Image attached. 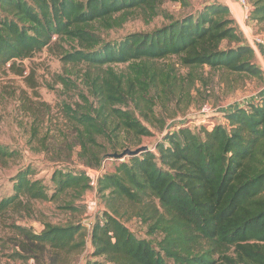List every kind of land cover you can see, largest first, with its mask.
Returning <instances> with one entry per match:
<instances>
[{
	"label": "trees",
	"instance_id": "obj_1",
	"mask_svg": "<svg viewBox=\"0 0 264 264\" xmlns=\"http://www.w3.org/2000/svg\"><path fill=\"white\" fill-rule=\"evenodd\" d=\"M165 1L177 0H0V74L22 75L18 62L44 49L59 57L68 68L56 81L78 97L62 110L86 165H99L100 139L115 150L151 136L145 123L163 130L165 119L154 108L189 104L196 82H205V68L263 76L229 8L219 3L177 19L165 16V24L117 41L103 37L137 13L151 21ZM250 3L249 21L264 23V0ZM170 58L176 61L163 63ZM224 118L198 131L181 124L153 151L129 156L98 178L104 209L89 232L81 217L45 221L40 232L13 224L16 251L9 257L72 264L89 238L92 259L84 264H264V92ZM0 155L12 156L2 147ZM31 174L29 168L15 174L12 194L0 199V214L56 200L68 190L81 211L74 201L64 208L85 214L90 185L83 172L55 170L51 194ZM131 220L145 226L148 238L135 234Z\"/></svg>",
	"mask_w": 264,
	"mask_h": 264
},
{
	"label": "rangeland",
	"instance_id": "obj_2",
	"mask_svg": "<svg viewBox=\"0 0 264 264\" xmlns=\"http://www.w3.org/2000/svg\"><path fill=\"white\" fill-rule=\"evenodd\" d=\"M249 3L252 0H248ZM226 2V1H225ZM224 0H177L165 1L159 8L160 14L151 21L137 13L126 21L120 28L103 32L106 40L117 41L131 32H145L157 28L167 22L165 16L177 19L187 14H195L205 5L219 3L225 5ZM232 13L235 27L243 43L251 47H259L252 43L256 34L264 35V23L257 24L244 18L240 7L226 2ZM251 4V3H250ZM226 46L225 43L222 44ZM174 58L163 63L174 62ZM22 75L11 71L0 74V147L11 153V157L0 155V199L12 194L13 178L24 168L32 171L31 178L41 179L48 186V194L53 192L50 181L55 170L64 172H82L86 165L80 158V145L75 136V128L64 116V104L73 105L78 101L76 92L67 91L56 81V76L64 74L65 68L59 57L48 49L37 53L30 59L18 62ZM255 63L257 64L256 60ZM115 70H122L124 65H112ZM264 68V67H263ZM185 73L186 69H179ZM205 82L197 81L191 91L189 104L172 102L170 108L164 111L155 107L154 111L160 118L165 119L163 130L158 126L145 123L153 132L151 136L141 137L139 144L128 145L112 149L108 143L100 139L104 146L100 162L106 154L121 153L124 149L146 147L154 150L155 144L167 133L176 130L177 125H187L191 130L198 131L202 125H214L222 122L228 107L242 106L247 102H255L264 91V72L261 79L243 75L228 74L227 72L203 70ZM32 80L33 88L30 87ZM257 101V100H256ZM34 108V109H32ZM36 108V109H35ZM102 152V151H101ZM129 156L122 158L127 160ZM107 172H113L120 160L109 157L104 159ZM71 190L62 193L52 201H33L30 205L18 212L8 210L0 214V264H30V261L9 257L16 251L14 246L13 224L24 226L33 232H40L43 222L65 224L69 221L82 220V212H72L65 209V203L74 201L75 206L81 205L78 199H73ZM96 200L98 209H104L94 188L88 189L83 196L85 200ZM127 225L142 238H148L145 226L136 220L127 222ZM91 244L89 238L84 249L75 255L72 264H84L91 260Z\"/></svg>",
	"mask_w": 264,
	"mask_h": 264
},
{
	"label": "built area",
	"instance_id": "obj_3",
	"mask_svg": "<svg viewBox=\"0 0 264 264\" xmlns=\"http://www.w3.org/2000/svg\"><path fill=\"white\" fill-rule=\"evenodd\" d=\"M225 1L237 4L240 7V9L244 12V18L248 19L250 11L252 9V6H251V4L249 3L248 0H224V2ZM226 2H225V6H227L229 8V6L227 5ZM229 11H230V13H232L230 8H229ZM252 43L254 45L262 46L264 48V35L256 34L252 38ZM252 48L254 50L255 47H252ZM262 71L264 72V68L262 69ZM240 105L241 104L238 103L237 105H234L232 107H228L226 112L231 110V109H233V108H235V107H243L245 104L243 106H240ZM221 120H222V122H220V123H224V120H225L224 116H222ZM178 126L179 125H177V127ZM105 158L109 159V157H105ZM112 158H114V157H112ZM122 158H124V157H122ZM122 158H115V159H118L121 162V161H123ZM104 159L99 163L98 166H96V167H87V168H84V170L82 171L89 179V185H90L89 189H91L93 187L96 193H97L96 188H97V180H98V178H100L105 173H108L106 168H105ZM84 205H85V214H84V218L81 220V223L86 227L87 231L89 232L90 229H91L92 223L95 221L97 215L100 212V209H98L99 205H98V202L96 200L86 199L85 202H84ZM29 261H30V264H34L33 259H30Z\"/></svg>",
	"mask_w": 264,
	"mask_h": 264
},
{
	"label": "water",
	"instance_id": "obj_4",
	"mask_svg": "<svg viewBox=\"0 0 264 264\" xmlns=\"http://www.w3.org/2000/svg\"><path fill=\"white\" fill-rule=\"evenodd\" d=\"M148 150L146 147H139L137 149L131 150V149H124L121 153H113V154H107L105 157H114V158H122L125 156H136L140 154L142 151Z\"/></svg>",
	"mask_w": 264,
	"mask_h": 264
},
{
	"label": "crops",
	"instance_id": "obj_5",
	"mask_svg": "<svg viewBox=\"0 0 264 264\" xmlns=\"http://www.w3.org/2000/svg\"><path fill=\"white\" fill-rule=\"evenodd\" d=\"M252 6V5H251ZM254 52H255V60L257 62V65L260 67V69H263L264 66V48L262 46H259L258 48L255 47L254 48ZM264 91H262L261 93H263ZM261 95V94H260ZM259 97V96H258ZM257 97V98H258ZM257 100V99H256ZM255 100V102H256ZM238 104V103H237ZM242 106V105H240Z\"/></svg>",
	"mask_w": 264,
	"mask_h": 264
}]
</instances>
